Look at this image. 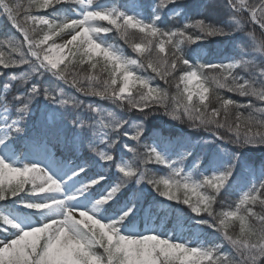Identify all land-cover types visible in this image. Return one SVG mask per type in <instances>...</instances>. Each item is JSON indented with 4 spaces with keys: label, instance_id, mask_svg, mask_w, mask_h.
I'll return each mask as SVG.
<instances>
[{
    "label": "trees",
    "instance_id": "obj_1",
    "mask_svg": "<svg viewBox=\"0 0 264 264\" xmlns=\"http://www.w3.org/2000/svg\"><path fill=\"white\" fill-rule=\"evenodd\" d=\"M156 1L161 11L169 6L171 0ZM174 1L176 5L191 10L195 6H191V3L197 0ZM21 2L30 13L29 16L49 14L50 9L52 10V7L42 9L34 0ZM233 3L237 1L233 0ZM244 3L246 4V1ZM247 5L254 8L258 5V0H248ZM191 14L194 18L185 26L180 27L175 22V25L165 32L155 31L144 35L146 37L143 38H140L139 32L126 24L116 22L110 26L111 31H114L113 42L120 45L127 56H136L140 70L148 73L154 83L151 87L154 98L150 99L142 91L144 95L136 100L138 94L135 91L133 98L125 102L126 107L142 109L140 113L134 114L143 116L142 120L147 127L161 126L162 123L176 126L186 132V136L176 132V137L184 136L187 140L203 142L207 151L212 147H221L206 143L213 142L210 138L207 140L208 134L218 135L227 143L226 149L230 155L236 157L245 151L252 155L261 154V157L250 162L255 161L264 166V50L261 36L250 25L247 14H241L239 18L232 13L234 19L245 25L243 32L249 30L248 34L253 39L243 38L237 42L238 68L228 73L208 68L206 65H197L192 63L190 58V49L194 44L205 42L203 44L209 47L214 46L230 35L233 25H228L223 18L214 15V12L199 11ZM258 19L262 21L259 16ZM24 25L30 36L37 41L41 40L47 29L36 23L28 24L27 19ZM9 38L0 32V52L11 50L16 44L15 40ZM136 44L141 45L140 52L133 49ZM191 69L197 71L207 89V97L203 103L195 99L186 101L179 85L180 77ZM64 70L71 71L77 86L80 88L84 85V91L110 97L119 87L112 68L99 59L91 63L79 53H71ZM64 75L69 76L68 73ZM123 141L127 145L119 143L126 149L124 155L129 161L127 179L137 174L142 175L147 202L164 201L168 197L171 204V213L167 214L168 217L171 216L169 224L176 222V217L185 218V223H188V218L197 217L199 214L205 217L201 223L214 232L215 238L223 242L224 246L230 247V253L224 262L213 260L206 264H264V185L259 186L244 200L239 199L232 191L216 193L215 190L209 189L211 194L198 204L196 196L201 191L196 192L193 197L187 188L177 183L174 190L169 191L163 181L165 170L154 156V152L146 145L145 138L137 139L135 145L130 144V138ZM109 151V159L116 167L117 155L121 150L113 144ZM113 167L112 165L109 169L112 170ZM227 177H236L233 167ZM205 188L204 184L201 189ZM122 189L124 190L123 187ZM120 192L123 193L122 190ZM141 197L137 194L135 198L138 207L142 205Z\"/></svg>",
    "mask_w": 264,
    "mask_h": 264
},
{
    "label": "rangeland",
    "instance_id": "obj_2",
    "mask_svg": "<svg viewBox=\"0 0 264 264\" xmlns=\"http://www.w3.org/2000/svg\"><path fill=\"white\" fill-rule=\"evenodd\" d=\"M40 1L44 6L57 2L59 10H62L68 0ZM93 1L96 0H79L78 8L70 10L75 16H66L60 27L49 30L45 35L46 50L40 58V63L46 68L56 70L71 48L88 59L101 57L110 63L115 69V74L120 77L117 100L122 102L131 95L134 88L149 85V82L146 76L137 71L135 60H126L117 48L107 44L102 37L103 24L110 20L115 7L111 8L108 0H99L96 5ZM136 2L132 0L129 5L119 8L121 17L136 18L131 20L132 24L138 23L143 17ZM40 23L50 24L51 19L42 17ZM23 66L26 68L23 75L31 76L34 69L29 64ZM185 86L188 97L197 95L198 99L202 98L200 84L193 81L191 76L187 78ZM34 94L39 97L37 88ZM61 96L63 94L59 92L58 102L51 103L54 112L66 109ZM75 112L76 119L89 120V128L95 126L91 132L97 131L100 143L107 140L109 128L119 123L115 118L109 117L106 111H98L87 103L78 104ZM51 115L52 113L48 114L47 120ZM138 128V124L130 123L125 125L123 130L131 134ZM2 140L0 134V146L4 148ZM4 151L7 152V148H4ZM167 156L168 154L164 155L163 162L171 170L167 178V183L171 186L174 182L171 180L180 178L181 173L177 172L179 163L176 159ZM121 162V166L125 167L124 161ZM181 168L185 185L198 182L194 174L186 170L187 167L182 165ZM66 169L55 165L46 154L38 160L24 156L18 164L9 150L8 159L0 161V188H3L1 192L14 191L21 184L29 185L33 193L24 198L25 210L40 212L41 222L38 228L27 213L18 215L17 226H26V231L18 230L3 239L0 246V264H102L88 249V246L96 244V241L104 243L120 258L121 264H161L162 261L202 264L223 253L217 249L216 244L213 246L209 241H205L201 226L194 228L192 239L188 240L183 237L185 227L181 228L175 237H170L169 233L160 235L156 228L142 234L138 232V235L134 225L127 226L119 220L117 223L116 220L101 219L96 206L98 203H89L84 197V187L66 182L69 176L64 171ZM250 174L252 175V172ZM169 190L171 191L170 188ZM74 221L84 229L83 238L77 237L72 230Z\"/></svg>",
    "mask_w": 264,
    "mask_h": 264
}]
</instances>
